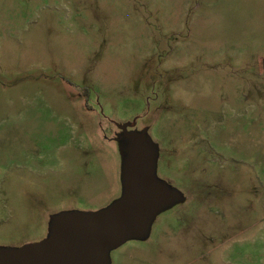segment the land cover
I'll return each mask as SVG.
<instances>
[{
  "label": "rangeland",
  "instance_id": "obj_1",
  "mask_svg": "<svg viewBox=\"0 0 264 264\" xmlns=\"http://www.w3.org/2000/svg\"><path fill=\"white\" fill-rule=\"evenodd\" d=\"M120 127L181 199L110 264H264V0H0V249L122 198Z\"/></svg>",
  "mask_w": 264,
  "mask_h": 264
},
{
  "label": "water",
  "instance_id": "obj_2",
  "mask_svg": "<svg viewBox=\"0 0 264 264\" xmlns=\"http://www.w3.org/2000/svg\"><path fill=\"white\" fill-rule=\"evenodd\" d=\"M120 128L127 157L122 198L99 212L58 215L47 239L0 249V264H110L112 250L145 237L152 220L180 201L178 191L154 177L157 154L145 131Z\"/></svg>",
  "mask_w": 264,
  "mask_h": 264
}]
</instances>
